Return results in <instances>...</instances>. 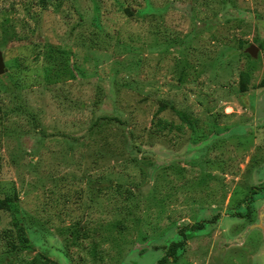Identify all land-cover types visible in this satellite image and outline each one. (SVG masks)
Returning a JSON list of instances; mask_svg holds the SVG:
<instances>
[{"label": "rangeland", "instance_id": "rangeland-1", "mask_svg": "<svg viewBox=\"0 0 264 264\" xmlns=\"http://www.w3.org/2000/svg\"><path fill=\"white\" fill-rule=\"evenodd\" d=\"M0 55V264H264V0H0Z\"/></svg>", "mask_w": 264, "mask_h": 264}, {"label": "trees", "instance_id": "trees-1", "mask_svg": "<svg viewBox=\"0 0 264 264\" xmlns=\"http://www.w3.org/2000/svg\"><path fill=\"white\" fill-rule=\"evenodd\" d=\"M245 74H241V76H244ZM240 88L242 90H244V86L243 84H241ZM163 106H159V108L157 109V111L162 110ZM177 116L179 118V120L181 122H184L185 124H187V126L191 127V121L190 118L182 111H176ZM157 126H159L161 128V122L157 121L156 122ZM10 200L6 197L4 198H0V209H9L10 208ZM237 215H241L240 212H237ZM193 228H199V227H194L191 226ZM77 236L76 232H73V237L72 239H74ZM181 242H172V244L168 247L167 251L164 253V255H162L160 258H158L155 262V264H166L167 263V257L168 256H173L174 257V251L175 248L180 245ZM25 264H58V263H54L50 260H48L47 258H44L43 256H41L39 253L34 254L30 260H28Z\"/></svg>", "mask_w": 264, "mask_h": 264}, {"label": "water", "instance_id": "water-1", "mask_svg": "<svg viewBox=\"0 0 264 264\" xmlns=\"http://www.w3.org/2000/svg\"><path fill=\"white\" fill-rule=\"evenodd\" d=\"M257 47L255 46V45H253V44H251V45H249L247 48H246V50H247V52L249 53V54H251V55H255L256 54V52H257ZM3 61H2V57H1V55H0V73H2L3 72Z\"/></svg>", "mask_w": 264, "mask_h": 264}]
</instances>
